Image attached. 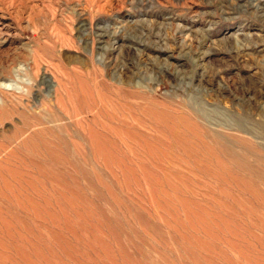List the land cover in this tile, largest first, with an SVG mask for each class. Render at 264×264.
<instances>
[{
  "label": "rangeland",
  "instance_id": "obj_1",
  "mask_svg": "<svg viewBox=\"0 0 264 264\" xmlns=\"http://www.w3.org/2000/svg\"><path fill=\"white\" fill-rule=\"evenodd\" d=\"M0 264H264V0H0Z\"/></svg>",
  "mask_w": 264,
  "mask_h": 264
},
{
  "label": "clouds",
  "instance_id": "obj_2",
  "mask_svg": "<svg viewBox=\"0 0 264 264\" xmlns=\"http://www.w3.org/2000/svg\"><path fill=\"white\" fill-rule=\"evenodd\" d=\"M0 87L11 88V85H0Z\"/></svg>",
  "mask_w": 264,
  "mask_h": 264
}]
</instances>
